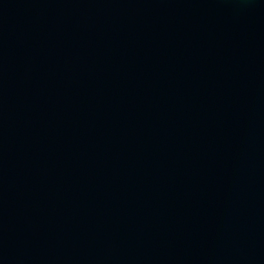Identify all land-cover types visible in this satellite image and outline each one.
<instances>
[{
  "label": "water",
  "instance_id": "obj_1",
  "mask_svg": "<svg viewBox=\"0 0 264 264\" xmlns=\"http://www.w3.org/2000/svg\"><path fill=\"white\" fill-rule=\"evenodd\" d=\"M0 264H264V0H0Z\"/></svg>",
  "mask_w": 264,
  "mask_h": 264
}]
</instances>
